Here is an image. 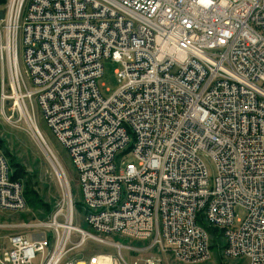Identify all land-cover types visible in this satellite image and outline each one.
Masks as SVG:
<instances>
[{
  "label": "built area",
  "instance_id": "built-area-1",
  "mask_svg": "<svg viewBox=\"0 0 264 264\" xmlns=\"http://www.w3.org/2000/svg\"><path fill=\"white\" fill-rule=\"evenodd\" d=\"M2 10L6 98L61 195L35 223L43 236L9 235L0 264H68L76 254L71 264H164L154 251L198 264L210 257L208 228L225 257L264 264V0H7ZM105 60L118 63L107 97ZM33 103L68 152L84 226ZM10 172L0 155V209L17 213L25 200ZM88 240L103 249L82 254Z\"/></svg>",
  "mask_w": 264,
  "mask_h": 264
},
{
  "label": "rangeland",
  "instance_id": "rangeland-1",
  "mask_svg": "<svg viewBox=\"0 0 264 264\" xmlns=\"http://www.w3.org/2000/svg\"><path fill=\"white\" fill-rule=\"evenodd\" d=\"M6 1L7 0H0V8L3 9ZM22 55V34L20 32L18 57L20 67L24 73L25 65ZM117 68L118 63L112 60L103 61V75L100 77L98 85L101 93L105 97L109 96L118 88L119 84L114 73ZM2 79L3 77L0 69V98L2 97L1 92L3 93V97H5L2 101L0 100V155H3L7 159L12 175L15 170L18 171L19 178L15 179L22 183V191L25 200V207L20 212L12 213L0 209V224L7 223L11 225L7 228H0V246L3 245L6 247L9 245L8 236L11 234H21L30 239L43 236V233L34 231V229L38 227L35 223L44 221L48 218L51 209L60 199L61 188L48 156H46L39 141L32 134L28 124L23 119L19 120L16 110L12 107V100L6 98L9 93L8 83L5 76L3 82ZM24 80L27 87L30 86V79L25 73ZM33 105L37 126L47 145L56 155L66 176L74 206L73 221L79 226H84V209L81 205L77 175L68 152L52 136L50 130L46 126L40 108L36 106L35 103H33ZM205 163L209 174L214 175L215 164L208 158H205ZM244 216V209L236 208V217L243 219ZM210 233V257L208 260L198 264H247V262L242 259L225 257L222 253L224 241L219 231L211 230ZM122 240L125 244H139L129 239L122 238ZM101 249H103L101 246H96L92 244V241L88 240L79 248V252L89 256L94 251ZM123 255L127 260H130L126 251H123ZM145 255L146 253L140 254L141 257ZM151 255L159 257L164 264H185L180 262L176 263L172 261L170 257L158 251L152 252ZM136 257L131 259H135Z\"/></svg>",
  "mask_w": 264,
  "mask_h": 264
},
{
  "label": "trees",
  "instance_id": "trees-1",
  "mask_svg": "<svg viewBox=\"0 0 264 264\" xmlns=\"http://www.w3.org/2000/svg\"><path fill=\"white\" fill-rule=\"evenodd\" d=\"M10 178L12 179V180H17V179H15V178H19V173H18V171L17 170H15L14 172H13V175L10 173ZM51 206H53V205H51ZM52 210V209H51ZM208 230L211 232V230H215V229H211V228H208Z\"/></svg>",
  "mask_w": 264,
  "mask_h": 264
},
{
  "label": "bare ground",
  "instance_id": "bare-ground-1",
  "mask_svg": "<svg viewBox=\"0 0 264 264\" xmlns=\"http://www.w3.org/2000/svg\"><path fill=\"white\" fill-rule=\"evenodd\" d=\"M180 263H185V264H195L196 260L195 259H183L182 261H179Z\"/></svg>",
  "mask_w": 264,
  "mask_h": 264
},
{
  "label": "water",
  "instance_id": "water-1",
  "mask_svg": "<svg viewBox=\"0 0 264 264\" xmlns=\"http://www.w3.org/2000/svg\"><path fill=\"white\" fill-rule=\"evenodd\" d=\"M3 18V10H0V19ZM73 258H80V254H76L74 257H71L69 259V263L68 264H71V262L73 261Z\"/></svg>",
  "mask_w": 264,
  "mask_h": 264
},
{
  "label": "crops",
  "instance_id": "crops-1",
  "mask_svg": "<svg viewBox=\"0 0 264 264\" xmlns=\"http://www.w3.org/2000/svg\"><path fill=\"white\" fill-rule=\"evenodd\" d=\"M8 244H9V243H8ZM8 246H9V245H7L6 247L3 246V245L0 246L1 251H2V252H5V251L7 250V248H8Z\"/></svg>",
  "mask_w": 264,
  "mask_h": 264
}]
</instances>
